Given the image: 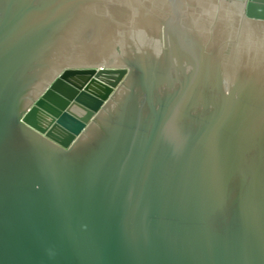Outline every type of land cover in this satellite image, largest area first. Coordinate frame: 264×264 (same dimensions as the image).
<instances>
[{
    "label": "water",
    "instance_id": "obj_1",
    "mask_svg": "<svg viewBox=\"0 0 264 264\" xmlns=\"http://www.w3.org/2000/svg\"><path fill=\"white\" fill-rule=\"evenodd\" d=\"M0 264H264V0H0Z\"/></svg>",
    "mask_w": 264,
    "mask_h": 264
}]
</instances>
